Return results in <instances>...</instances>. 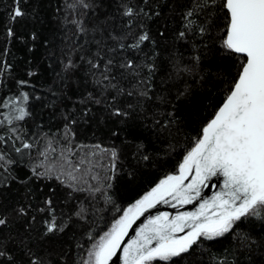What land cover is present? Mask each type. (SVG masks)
<instances>
[{
	"label": "trees",
	"instance_id": "16d2710c",
	"mask_svg": "<svg viewBox=\"0 0 264 264\" xmlns=\"http://www.w3.org/2000/svg\"><path fill=\"white\" fill-rule=\"evenodd\" d=\"M69 2L75 0H0V154L14 161L9 171L0 169V217L7 220L0 226V250L5 252L0 264H29L33 257L43 264H80L126 208L178 173L238 74L239 57L217 54L226 27L224 11L217 10L221 0L202 9L194 5L203 0H103V7L83 17L79 8H68ZM125 6L136 14L124 16ZM17 7L24 15L12 19ZM190 9L194 14L186 19ZM81 18L87 29L83 33L71 23ZM200 28L206 31L201 34ZM143 32L149 41L130 48ZM108 59L114 63L107 74L115 77L112 83L124 89L123 94L101 83L100 72ZM89 60L101 68L93 69ZM127 60L140 65L139 76L120 68ZM69 62L73 67L66 68ZM146 64H155L151 76ZM174 65L191 71L177 76ZM137 80L144 81L138 88ZM148 88L147 97L136 94ZM23 93L29 97L26 102ZM6 101L14 103L5 107ZM17 107L29 115L9 123L5 117L18 114ZM117 108L128 115H114ZM69 132L74 134L73 145L88 146L81 151H97L92 147L97 144L117 151L115 171L110 153H101L99 179L90 180L93 187L100 185V191H72L56 179L33 175L45 143L62 144ZM24 142L35 147L23 149ZM3 177L8 178L6 185ZM20 208L26 214H18ZM80 209L85 210L83 219L76 215ZM53 218L64 230L46 235L47 222ZM174 262L264 264V210L261 217L238 222L231 232L203 241Z\"/></svg>",
	"mask_w": 264,
	"mask_h": 264
},
{
	"label": "snow or ice",
	"instance_id": "6c2138e0",
	"mask_svg": "<svg viewBox=\"0 0 264 264\" xmlns=\"http://www.w3.org/2000/svg\"><path fill=\"white\" fill-rule=\"evenodd\" d=\"M67 6L73 11L79 8L83 17L90 10L103 7V0H75ZM207 6L215 7L216 0H203V3L194 5L200 9ZM217 10L224 11L226 21V27L219 37L217 54L225 59L232 56L240 58L238 74L223 104L202 127L200 135L179 165V174L167 176L151 192L125 209L111 227L88 248L80 264H109L118 253L122 254L119 258L123 264H175L174 258L193 253L203 241L223 237L238 222L248 217H261L264 210V0H221ZM135 14L131 7H124V16L132 17ZM193 14L190 9L185 18L188 19ZM23 15L22 10L17 7L12 19ZM103 22H107V17ZM71 23L77 26L80 33L87 30L82 18L73 19ZM100 31L103 34V29ZM199 31L203 34L206 29L200 28ZM8 35H13L11 29ZM109 35L114 40L121 39ZM179 36L183 38L185 32L181 31ZM149 39L148 33L143 32L137 37L136 43L129 47L140 48ZM119 47L123 49L124 45L120 44ZM100 58L103 59V56ZM88 63L93 69L101 68L99 62L89 60ZM113 63L112 59L106 61L104 71L100 72L101 83L105 89L111 87L118 94H123L124 89L112 83L115 77L107 74ZM119 66L125 72L132 70L130 75L139 76L140 65L134 64L132 60L122 62ZM67 67H73L71 62ZM144 67L148 69L150 76L156 71L155 64H146ZM173 71L179 76L180 72H190L191 69L174 65ZM105 81L107 83H103ZM141 83L144 81L137 80L134 87L138 88ZM148 91L150 88L139 90L136 94L147 97ZM127 95L132 96L133 92L129 91ZM22 97L25 102L29 99L26 93ZM10 103L14 101H6L3 106L7 107ZM15 111L18 114L5 117L9 123L13 120L23 121L29 115L24 107H17ZM114 115L127 116L128 113L117 108L114 109ZM72 139L74 134L69 132L62 144L57 142L54 145L52 140H48L39 152L40 161L31 169L33 175L40 179H56L72 191H100V185L93 187L90 180L99 179L96 169L102 166L101 153H110L111 170L115 171L117 151L102 148L99 144L92 146L97 151H81L88 149V146L73 145ZM22 147L31 150L35 145L24 142ZM15 150L21 152V148ZM142 158L145 161L149 159L148 155ZM0 162V169L3 171H9V166L14 163L3 154H0ZM218 176L223 178L220 190L210 200L200 202L195 211L181 212L171 217L169 213H159L149 218L136 231L135 238L125 241L124 238L129 235L136 221L157 203L170 204L174 208L177 204L183 206L195 203L200 200L204 188L216 187L211 182ZM2 179L6 185L8 178ZM84 184L88 185L87 189L81 186ZM173 200L176 204L171 203ZM47 203L50 205L51 201ZM84 211L80 209L76 215L83 219ZM18 214H26L25 209L20 208ZM6 223L7 220L0 217V226ZM63 230L53 218L47 222L45 234ZM89 239L93 237L89 236ZM3 256L5 252L0 250V257ZM29 264H43V261L33 257Z\"/></svg>",
	"mask_w": 264,
	"mask_h": 264
},
{
	"label": "water",
	"instance_id": "95a60500",
	"mask_svg": "<svg viewBox=\"0 0 264 264\" xmlns=\"http://www.w3.org/2000/svg\"><path fill=\"white\" fill-rule=\"evenodd\" d=\"M223 178L222 177H216L211 182L212 184L216 185V187H210V188H204L201 192V198L200 200L196 201L192 204H186L183 206H180L177 204V206L174 208L170 204L165 203H157L156 206L152 209H149L147 212L144 213L143 216H141L137 221L136 224L132 226V229L129 231V235L125 237V241L127 242L129 239L135 238L136 231L142 227L145 223H147V220L149 218L155 217L159 213H169L170 217L175 216L178 213L181 212H191L195 211L199 205L200 202L203 200H210L212 196L215 194V192L220 190V185L222 184ZM187 183V181H185ZM170 199V198H169ZM172 204H176V201H171ZM179 235H183V233H179ZM121 253H118L116 257H113L112 261L109 262V264H123V261L119 258Z\"/></svg>",
	"mask_w": 264,
	"mask_h": 264
},
{
	"label": "rangeland",
	"instance_id": "374dc122",
	"mask_svg": "<svg viewBox=\"0 0 264 264\" xmlns=\"http://www.w3.org/2000/svg\"><path fill=\"white\" fill-rule=\"evenodd\" d=\"M178 174H179V170H178V173L175 174V175H178ZM165 178H166V177H165ZM165 178H164V179H165ZM162 180H163V179H162ZM159 183H160V182H159ZM159 183H158V184H159ZM158 184H157V185H158ZM157 185H156V186H157ZM156 186H155V187H156ZM155 187H154V188H155ZM149 192H151V191H149ZM149 192H148V193H149ZM148 193H146L145 195H147ZM145 195H144V196H145ZM144 196H142L140 199H142ZM140 199H139V200H140ZM134 204H135V203H134ZM131 206H132V205H131ZM131 206H129V207H131ZM129 207H128V208H129ZM126 209H127V208H126Z\"/></svg>",
	"mask_w": 264,
	"mask_h": 264
}]
</instances>
